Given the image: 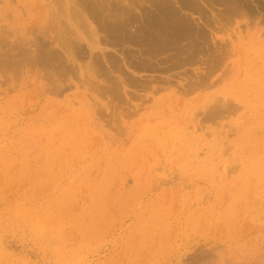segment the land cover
<instances>
[{"label": "rangeland", "instance_id": "obj_1", "mask_svg": "<svg viewBox=\"0 0 264 264\" xmlns=\"http://www.w3.org/2000/svg\"><path fill=\"white\" fill-rule=\"evenodd\" d=\"M41 1L0 0V264H264V0H244L246 8L250 5L245 9L247 15L244 10H239L241 7L238 5V14L233 12L236 7H232V0L225 1L224 5L220 0H212L216 6L208 3V0L207 3L206 0H201L203 3L199 0L198 6L201 5V10L202 6L205 7L208 14L202 13L209 15L206 16L207 20L212 17L214 26L211 21L206 22L204 14L205 19L200 17L202 14L186 13L176 0H164L174 10L179 9V16L185 13L182 18L191 16V20H188L192 21L193 27H205L204 31L208 30L206 32L210 34L208 39H211L209 42L212 46L208 42L207 58L200 56L201 60L197 59L199 63L177 67L179 69L174 68L168 59L164 61L166 56H163V62V57L158 58L161 63L154 59L161 71L157 70L153 74L132 69L131 66L136 63L134 60H140L139 52H135L137 48L132 46H124L125 49L123 45H112L113 48L109 44L102 45L104 52L110 56L99 51L91 53L87 44L81 42L85 43L81 48H87L83 52L89 53V56L85 54L88 59L84 55V59L77 56V59L84 61L81 60L83 65L78 60L79 64L73 63L65 54L66 50L63 51L64 47L61 49L59 46L64 45L68 37L74 34V29L66 21V7L71 9L69 13L73 10L81 20L84 18L88 22V29L97 26L100 31L97 36L106 38H99L103 44V40L106 43L110 36L100 30L97 19L94 17L93 20L96 12L92 13L91 10L116 1L125 7L134 8L130 11L139 20L153 9L147 0H144L145 3L142 0H94L96 5H100L95 9L96 5L90 3L95 7L89 6V11L79 5L88 10L91 0H82L83 5L80 4L81 0L80 3L78 0H59L60 6L64 7L63 13L59 10V2L55 4L56 0ZM249 1L252 3L247 4ZM44 2L47 7L44 5L41 8ZM209 4L214 11L209 9ZM230 4L233 5L229 7ZM142 5L149 11L143 9L141 12ZM226 6L232 10L231 14L228 11L224 13ZM49 8L51 14L48 13ZM60 12L68 24L67 31L62 29L66 27L65 23L62 27L64 18ZM88 13L93 14L90 15L91 19ZM48 14L54 19H46ZM213 14L226 18L219 20L220 17ZM229 17H234V20L231 22ZM48 18H51V22L55 21L51 25L58 28L56 31L44 25L42 27H47L49 31L41 30L42 20L48 21ZM36 19L38 22H35ZM225 20L226 23L222 22ZM93 21L98 24L95 26ZM209 24L212 29L208 27ZM86 26L82 28L85 33ZM35 28L44 36V41L35 34L38 40L33 37V32H37ZM5 31L10 32L11 36ZM42 31H46V35ZM259 32H262L260 36ZM18 34L21 35L22 44ZM110 38L113 39L110 41H114L113 37ZM39 40L43 44L46 42L44 46L41 43V47H44L42 51H38L41 48ZM57 40L60 41L59 45ZM15 41L21 45L25 43V48L15 43L16 49ZM231 43L237 51L228 54L226 49L230 48ZM30 46L33 47V53H30ZM50 46L62 60L65 61L64 57L68 59L66 61L70 60L71 64H64L71 65L73 70L77 67V71L72 72L74 75L68 72L71 74L67 77L66 72L62 74L59 63H55L57 61L49 63L46 60L48 57L43 59L41 54L52 57ZM23 48H30L31 51L27 50L30 55L38 51L36 58L28 56L36 64L33 59L27 60L29 58ZM45 49L48 50L44 52ZM132 49L135 54L131 52ZM20 50L24 51L22 57H27L23 61L18 59L22 58L19 57L23 53ZM221 51H226L220 54L225 55L224 60L221 57L218 64L221 60L222 63L217 66L219 56H216ZM16 53H21L18 58L14 57H17ZM97 54L101 57L98 60ZM127 54L133 59L131 62L128 57H124ZM257 56L260 59H255ZM112 57L122 65L124 73L129 71L128 75L122 72L124 77L146 82L142 83L145 85L138 88L130 84L125 89L121 87L118 92L109 87L113 84L109 85L108 81L116 80L112 76L119 77L113 68L114 64L111 66L109 63ZM37 58L39 60L36 62ZM127 60L133 64L129 66ZM11 61H15V68ZM42 61L45 63L41 67L39 64ZM91 61L99 62V72L104 74L110 69L108 73L111 75L107 72L104 76L97 74L99 72L93 73L98 62L92 68ZM19 62H23L24 66L28 62V66L23 70V64L20 63L21 67L17 70ZM208 63L212 64L213 70ZM53 65H59V73ZM83 72L89 82L92 80L101 88L107 87L104 90L100 88L102 95L97 93L98 85H94L98 88L92 87V81V84L84 83L86 88L82 85L81 81L86 80ZM63 75L70 81L64 79ZM152 75L160 79H151ZM72 76L81 78V81L74 80ZM157 80H160L159 86ZM191 83L199 86L194 87ZM155 84L158 87L155 88ZM149 87L154 92H146ZM135 89L141 96H135ZM105 90L115 92L110 94L106 91V95H103ZM119 92L124 93L125 97L130 95V98L123 99L125 97H120ZM119 98H122L121 103ZM231 99L232 105L228 106ZM226 102L230 109L224 106ZM218 107L224 110L220 108V111Z\"/></svg>", "mask_w": 264, "mask_h": 264}, {"label": "bare ground", "instance_id": "obj_2", "mask_svg": "<svg viewBox=\"0 0 264 264\" xmlns=\"http://www.w3.org/2000/svg\"><path fill=\"white\" fill-rule=\"evenodd\" d=\"M41 1V0H40ZM90 1V0H89ZM92 1H94V0H91V2H89L88 3V10H87V8H85V7H81L80 5H79V0H78V4H77V6L79 5V7L80 8H84L86 11H89V9H90V7L89 6H92L90 3H94L95 5H96V3H95V1L94 2H92ZM98 1V0H97ZM100 1V0H99ZM107 2H108V0H106ZM118 1H120V0H118ZM124 1V0H123ZM123 1H121V2H123ZM129 1V0H128ZM142 1H144V0H142ZM148 2H150V4H151V6L153 7V9H152V11H149V9L147 10V9H144V5H142L143 6V8L141 9L139 6L137 7V8H140V10H141V12L143 11V9L144 10H146V11H149V12H146L145 13V15H146V17L144 18V17H142L141 19L139 18V20L137 19L138 17H135L134 16V14L133 13H131V12H133V11H130V10H133L134 8H130V6L129 7H125L123 4H119V3H116V1H115V3L114 2H112V1H110L109 2V4L107 5V6H102V8H100V7H98L97 8V6L98 5H100V3L98 4V5H96V7H95V5H93L94 7H95V9L96 10H91V12L92 13H94V11L96 12V13H94L95 15L93 16V14L92 13H88L89 14V16L90 15H92L93 16V18L95 17L96 19H97V21L99 22V24H98V22H97V24H98V26L100 25V30L104 33V34H107L108 36H110V37H113L114 38V41H110V40H113V39H111L110 37H109V41L107 40L106 41V43H105V40H103L104 42H103V44L101 43V40L99 39V38H101V37H99V36H97V32L98 33H100V31H98L99 29H97L98 27L96 26L97 24H96V22H94L95 23V28H93V27H91V30L90 29H88V22H85V20H84V18L81 20L80 19V17L77 15V13L74 11L73 12V10H72V12H70L69 13V11L71 10V9H68L67 7H66V9H65V12H64V14H65V17H66V21L70 24V26L74 29V31L72 30V32L74 33V34H72V35H70L69 37H68V39H67V41L64 43V45H62V44H60L59 45V40H57L58 41V45L59 46H61V49H62V47H64L63 48V51H65L66 50V52H65V54H68L67 56H69V58H70V60L71 61H73V63H76L77 62V60L78 61H80L81 62V60H80V58H81V56H82V58L84 59V57H85V59L87 58L88 59V57H86L85 56V54L86 55H88L89 56V53L88 52H86V53H84L83 52V50L84 49H87V48H85L84 46H83V49L81 48V46L83 45V44H87V46L89 47V49L91 50V53H93L94 51H99V52H101V53H103V55H105V53L106 52H104L105 51V48H103L102 47V45H107V44H109V46H110V48H113L114 46H112V45H116V46H118V45H123V47L124 46H132V47H135L134 49H136L135 50V52L137 53V52H139V58H140V60L138 59V62H137V60H134V61H136V63H130L131 62V57H129L128 56V54L127 55H125L124 57H128L129 59H130V62L128 61L129 59L128 58H126V59H128L127 61H128V63L130 64H128L129 66H131V64H133V66H131V67H133L132 69H135V71H139V72H146V73H149V72H154L155 73V71H159L160 69H158V64H157V61L155 62L154 61V59H158V58H162L163 56L165 57V60H164V57H163V59H161V61L163 62V60L164 61H166L167 59L173 64V66H174V68H177V67H183V66H185V67H187L186 65H193V63H196V62H198L197 61V59L198 58H200V56H203V57H205V55L207 54L208 55V44L210 43V45L212 46V44H211V42H209V40L211 41V39H208V37H209V35L210 34H208L207 32H208V30H207V32H206V30L204 31V29H205V27H204V29H203V26H200L201 28H199V27H197V28H195V26L193 27L192 25V21H190L191 20V16L189 17V16H186V17H188L187 18V20H186V17H183L182 18V16L183 15H185V13H182L183 15H181V16H179L180 14H181V12H180V14H177V11L179 10H174L173 9V7L171 8L167 3H165V1L163 2L162 0H147ZM147 1H146V3H147ZM168 1V0H167ZM176 1H178V5L181 7V9H183L184 11H186V13L187 12H189V13H191L192 15H197L198 14V16H200L201 14L203 15H205L206 13H207V10L205 9V7H201V8H203V9H205L206 11H204L203 9L201 10L200 9V6H198L199 5V0L198 1H195L194 2V0H176ZM201 1V0H200ZM204 1V0H203ZM209 2L208 3H213L212 2V0L210 1V0H208ZM213 1H215V0H213ZM219 1V0H218ZM221 1V3L224 5L225 4V1H227V0H220ZM219 1V2H220ZM228 1H231V0H228ZM227 1V2H228ZM234 1V5L232 6L231 4L229 5V7L230 6H232V7H236L237 5L239 6V7H241V9H239V8H234V10L235 11H233V12H235V13H237L238 14V12H236V9H239L240 11L242 10H244V14H245V12L247 11H245V9H248V7L250 6H247V8H246V5H245V3H244V0L242 1V0H232L230 3H232ZM247 1V0H246ZM257 1H263V0H257ZM257 1H256V3H257ZM22 2V1H21ZM32 2V1H31ZM38 2V1H37ZM42 2V1H41ZM53 2H55V1H53ZM58 2H59V0L57 1L56 0V3L55 4H58ZM65 2V1H64ZM77 2V1H76ZM81 2H82V0H81ZM83 2H84V0H83ZM83 2L82 3H80L81 5H83ZM85 2H87V0H85ZM112 2V3H111ZM131 2H136V1H134V0H132ZM215 2H217V0L215 1ZM224 2V3H223ZM250 2V3H249ZM249 2H247V4H251L252 2L251 1H249ZM255 2V1H254ZM71 3V2H70ZM74 3V2H73ZM72 3V4H73ZM102 3V2H101ZM127 3H129V2H127ZM140 3H143V2H140ZM144 3H145V1H144ZM174 3V2H173ZM198 3V4H197ZM201 3H203L202 1H201ZM205 3H207V0H206V2ZM221 3L219 4L220 6H221ZM235 3H236V5H235ZM32 4H33V2H32ZM41 4H43L42 6H41V8L46 4L45 2L44 3H41ZM60 2H59V6H60ZM84 4H86V3H84ZM104 4H106V3H104ZM148 4V3H147ZM169 4H170V2H169ZM216 4H218V3H216ZM229 3H226V5H228ZM25 5H26V3H25ZM57 5V6H58ZM63 5V4H62ZM71 5V4H70ZM101 5H103V4H101ZM176 5V4H175ZM203 5V4H202ZM212 5V4H211ZM215 5V3H213V6ZM254 5V4H253ZM38 6V5H37ZM36 6V7H37ZM67 6V5H66ZM92 6V8H94ZM137 6V5H136ZM145 6H146V4H145ZM172 6V5H171ZM207 6H208V4H207ZM216 6V5H215ZM40 7V6H39ZM45 7H47V5H45ZM62 6H60L59 8V10L62 12V9L64 8V7H62ZM219 7V6H218ZM227 7V6H226ZM231 7V8H232ZM259 7H261V4H260V6H258V8ZM51 8V7H50ZM50 8H49V10H48V13L49 14H51L50 12ZM74 8V7H73ZM145 8H147V7H145ZM149 8V7H148ZM177 8V7H176ZM216 8V7H215ZM214 8V9H215ZM252 8H253V6H252ZM262 8L264 9V4H262ZM52 9V8H51ZM209 9H210V4H209ZM211 9H213V8H211ZM210 9V10H211ZM233 9V8H232ZM256 9V8H255ZM41 10V9H40ZM44 10V9H43ZM42 10V12H44ZM45 10H46V8H45ZM182 10V11H183ZM217 10V9H216ZM225 10H226V8H225ZM224 10V13L225 12H230V14L232 13V10L230 11L229 10V8L227 7V10L225 11ZM239 10H237V11H239ZM250 10H252L251 8H250ZM249 10V11H250ZM23 11V10H22ZM50 11V12H49ZM77 11V10H76ZM83 11V10H82ZM202 11L203 12H206V13H202ZM211 11H214V10H211ZM259 11H260V8H259ZM258 11V12H259ZM24 12V11H23ZM40 12V11H39ZM38 12V13H39ZM59 12V11H58ZM59 13L60 15H62V13ZM81 12V11H80ZM85 12V11H84ZM83 12V13H84ZM135 12H137L136 10H135ZM134 12V13H135ZM179 12V11H178ZM216 12V11H215ZM215 12H213V13H215ZM219 12H221V11H219ZM254 13H252V12H250V13H252L253 15L255 14V11H253ZM258 12H256V13H258ZM56 13H57V11H56ZM144 13V12H143ZM218 13V12H217ZM222 13H223V11H222ZM222 13H219V14H222ZM239 13H241V12H239ZM261 13V12H260ZM44 14V13H43ZM42 14V15H43ZM48 14V16L46 15V19H47V17H51L52 15H49ZM64 14L62 15V17L64 16ZM72 14V15H71ZM84 14H86V13H84ZM200 14V15H199ZM208 14V13H207ZM242 14V13H241ZM251 14V15H252ZM187 15V14H186ZM200 16V17H203V19H205V17L206 16H209V15H205V17H204V15L203 16ZM214 15V14H213ZM226 15V14H225ZM245 15H247V14H245ZM244 15V16H245ZM249 15V14H248ZM11 16V15H10ZM9 16V17H10ZM25 16V15H24ZM27 16V15H26ZM59 16V15H58ZM88 16V15H87ZM214 16H218V14L216 15H214ZM227 16H229V15H227ZM243 16V17H244ZM43 17H44V15H43ZM53 17V16H52ZM51 17V18H52ZM194 17V16H193ZM197 17V16H196ZM216 17L214 18V19H216ZM218 17H220V19L219 20H221V18H226V17H221L220 15L218 16ZM235 17V16H234ZM234 17H232V18H230V21L232 22V20H234ZM251 17V16H250ZM249 17V18H250ZM256 17V16H255ZM17 18V17H16ZM31 18V17H30ZM29 18V19H30ZM33 18V17H32ZM31 18V19H32ZM36 18V17H35ZM51 18H48V21L45 19V21H47V22H45L44 21V19L42 20L45 24L46 23H48L49 24V22H50V24L48 25H45L44 23H42V25H41V30H42V28L43 27H45V26H50V27H52V22L53 23H55V21H52L51 22V20H49V19H51ZM61 18V17H60ZM64 18V17H63ZM87 18V17H86ZM92 17L90 16V19H91ZM95 18L93 19V20H95ZM190 18V20H188ZM237 18V17H236ZM10 19H11V17H10ZM26 19V18H25ZM41 19V18H40ZM52 19H54V18H52ZM199 19V18H198ZM197 18L195 19V20H198ZM209 19V18H208ZM211 19H212V17H211ZM211 19H209V20H207V17H206V22L207 21H211ZM213 19V20H214ZM227 19H228V17H227ZM244 19V18H243ZM246 19H248V16H246ZM255 19V18H254ZM38 19H36L35 20V22L37 21ZM65 20V18L62 20V27L64 26V24L63 23H65V27L66 28H62V29H65V31H67L68 30V28H67V26L66 25H68V24H66V21H64ZM240 20H241V17H240ZM262 20L264 21V19L262 18ZM64 21V22H63ZM81 21H83V22H81ZM194 21V20H193ZM200 21V20H199ZM198 21V24L200 23ZM216 22H218L217 20H215ZM214 21V22H215ZM229 21V22H230ZM32 22V21H31ZM38 22V21H37ZM71 22V23H70ZM93 22H90L91 24L93 23ZM191 22V23H190ZM219 22H221V21H219ZM222 22H224V23H226V20L225 21H222ZM230 22V24H232ZM39 23H40V21H39ZM194 23V22H193ZM224 23H223V25H224ZM262 23V22H261ZM261 23H259V24H261ZM41 24V23H40ZM40 24H39V26H40ZM81 24H83V26H86V24H87V26H86V33L85 32H83L82 31V28H83V26L81 25ZM85 24V25H84ZM192 24V25H191ZM211 24H213V22L211 21ZM220 24V23H219ZM35 25H38V24H35ZM44 25V26H43ZM55 26H57L56 24H54ZM59 25H61V24H59ZM195 25V24H194ZM197 25V24H196ZM199 25H201V24H199ZM198 25V26H199ZM205 25V24H204ZM221 25V24H220ZM219 25V26H220ZM226 25V24H225ZM227 25H228V22H227ZM227 25H226V27H227ZM262 25V24H261ZM22 26V25H21ZM33 28L35 27V26H33V25H31ZM30 26V27H31ZM39 26H37V29L38 30H40V28H39ZM43 26V27H42ZM208 26V25H207ZM212 26V25H211ZM211 26H210V24H209V28L210 29H212L211 28ZM213 26H214V24H213ZM222 26V25H221ZM229 26V25H228ZM233 26V25H232ZM254 26V25H253ZM263 26V25H262ZM32 27H31V29H32ZM69 27V26H68ZM223 27V26H222ZM261 27V26H260ZM53 28H54V31H56L55 29H58L57 27H52V31H53ZM85 28V27H84ZM83 28V29H84ZM230 28H231V26H230ZM252 28V27H251ZM263 28V27H262ZM6 29V28H5ZM28 29V28H27ZM37 29L35 28V31H37ZM45 28H43V30H44ZM46 29H47V27H46ZM45 29V30H46ZM221 29H224V28H221ZM250 29V28H249ZM41 30L39 31V32H41ZM48 30V29H47ZM46 30V31H47ZM71 30V29H70ZM68 31V32H70V34H71V31ZM84 30V31H85ZM218 30V29H217ZM229 30V29H228ZM227 30V31H228ZM242 30H243V28H242ZM27 31H29V29L27 30ZM32 31H34V29H32ZM32 31H31V33H32ZM46 31H42V33H45ZM49 31V30H48ZM47 31V32H48ZM51 31V30H50ZM53 31V32H54ZM65 31H64V33H65ZM80 31H82V32H80ZM88 31V32H87ZM263 31V30H262ZM5 32H7V31H5ZM14 32V31H13ZM13 32H12V35H13ZM19 32V31H18ZM38 31L35 33V32H33V35L35 34L37 37H42V39H43V41H44V36L42 35H40V33H39ZM46 32V33H47ZM68 32H66V33H68ZM220 32V31H219ZM1 33V32H0ZM10 36H11V33L10 32H7ZM28 33V32H27ZM30 32L28 33V34H31ZM46 33H45V35H46ZM56 33H58V32H56ZM226 33V32H225ZM260 33V32H259ZM262 33V32H261ZM261 33L260 34H258L259 36L261 35ZM6 34V33H5ZM54 34V33H53ZM52 34V35H53ZM59 34V33H58ZM208 34V35H207ZM7 35V34H6ZM20 34H18V37H20L19 36ZM32 35V34H31ZM33 36V37H35L36 38V36ZM48 35V34H47ZM62 36H63V34H61ZM67 36H68V34H66ZM224 35H226V34H224ZM264 35V34H263ZM9 36V37H10ZM49 36V35H48ZM57 36V35H56ZM55 36V37H56ZM65 36V35H64ZM102 36H104V35H102ZM107 36V37H108ZM6 37V36H5ZM46 37V36H45ZM53 37V36H52ZM51 37V38H52ZM11 38V37H10ZM65 38V37H64ZM67 38V37H66ZM210 38V37H209ZM3 39H5V38H3ZM18 39V38H17ZM37 39V38H36ZM41 39V38H40ZM55 39H57V37L55 38ZM62 39H63V37H62ZM101 39H106V38H101ZM1 40V39H0ZM19 42L21 43L22 42V38L20 37L19 38ZM24 40V39H23ZM38 40V39H37ZM64 40V39H63ZM247 40V39H246ZM5 41H8V40H6L5 39ZM18 41V40H17ZM43 41H41V43L43 42ZM52 41H54V38L52 39ZM57 41H55V42H57ZM1 42V41H0ZM8 42H10V43H12L11 42V40H9ZM26 42H28V41H26ZM54 42V43H55ZM81 42H85V43H83V44H81ZM108 42V43H107ZM209 42V43H208ZM14 43V47L16 48V49H18L17 47H16V44L18 43V42H13ZM16 43V44H15ZM23 43V42H22ZM21 43V44H22ZM38 43H40V40L38 41ZM41 43H40V47H41ZM46 43V42H45ZM44 43V44H45ZM50 43V42H49ZM110 43H111V45H110ZM229 43V42H228ZM233 43V42H232ZM231 43V45H230V48L228 49H226V50H228V54L229 53H234L235 51H237V49L235 48V45H233V44H235V43H233L232 44ZM19 44V43H18ZM21 44H19L20 46H22V47H24L25 46V43L23 44V45H21ZM34 44V43H33ZM43 44V43H42ZM44 44H43V46H44ZM47 44H48V42H47ZM46 44V45H47ZM81 44V45H80ZM230 44V43H229ZM258 44H260V43H258ZM3 45V44H2ZM35 45V44H34ZM33 45V46H34ZM51 45V44H50ZM226 45V44H225ZM19 46V49H21V47ZM26 46H28L27 45V43H26ZM112 46V47H111ZM210 46V47H211ZM12 47H13V44H12ZM30 47H32V46H30ZM52 46H50V49H49V51L51 50V52H52V50H53V48H51ZM122 47V48H123ZM221 47H223V46H221ZM228 47V46H227ZM25 48V47H24ZM23 48V50L25 51V52H27V50H28V52L29 51H31L32 49H33V47L31 48V50H30V48H26V49H24ZM36 48V47H35ZM42 48V47H41ZM41 48H38V51H42L43 50V48L41 49ZM46 48H47V46H46ZM109 48V47H108ZM108 48H107V50H108ZM117 48H120L121 49V47H117ZM125 48V47H124ZM123 48V49H124ZM217 48V47H216ZM5 49V48H4ZM8 49V48H7ZM12 49H14V48H12ZM16 49H15V51H16ZM40 49V50H39ZM48 49H45L44 50V52L46 51V50H48ZM116 49V48H115ZM126 49V48H125ZM124 49V50H125ZM134 49H132L131 50V52L132 53H134ZM211 49V48H210ZM213 49V48H212ZM223 49V48H222ZM9 50V49H8ZM37 50V49H36ZM35 50V51H36ZM56 50H59V49H56ZM106 50V51H107ZM122 50V49H121ZM121 50H119L120 52H121ZM128 50V49H127ZM127 50H125V51H127ZM219 50V49H218ZM229 50H230V52H229ZM24 51H19V52H23L22 54L21 53H19V54H21V56H19V54H17V57L16 56H14L15 58H18V56L19 57H22L23 56V54H24ZM37 51V52H38ZM60 51V50H59ZM117 51V50H116ZM115 51V52H116ZM125 51H122V52H124L123 54H125ZM210 51V50H209ZM212 51V50H211ZM9 52V51H8ZM27 52V53H28ZM34 52V50H32V52H30V53H33ZM36 52V53H37ZM54 52H56V51H54L53 50V55H52V53H51V56L53 57V59H52V61L50 60V58H52V57H50V56H48L49 54H41V55H43L42 57H43V59H45V57H48V59L46 58V60L48 61L49 60V63H52V62H55V61H57V62H55V63H59V65L61 66L60 67V69H62V74L63 73H65L66 72V74L68 73V72H73V73H75L74 71H77L76 70V68H75V70H73V67H71V65H70V67L72 68H70L69 66H67L66 64L67 63H69L70 62V60H69V62L68 61H66V60H68L67 58H65L64 57V59H65V61L64 60H62V58L60 57V55L59 54H56V53H58V52H56V53H54ZM118 52V51H117ZM116 52V53H117ZM128 52H130V51H128ZM127 52V53H128ZM223 51H221L220 53H218V55L216 56V57H218V59L219 60H217V66L220 64V63H222V60H224V56H222V55H220L221 53H222ZM224 52H226V51H224ZM223 52V53H224ZM25 54L27 57L29 56H31L29 53V55L28 54ZM36 53H34V55H36ZM42 53V52H41ZM46 53H49L48 51L46 52ZM61 53V52H60ZM88 53V54H87ZM211 53V52H210ZM212 53H213V51H212ZM2 54V53H1ZM8 54V53H7ZM15 54V55H16ZM99 55H100V53H98ZM97 54V60H98V57L99 58H101L99 55ZM107 54H109L108 52L106 53V55ZM122 54V53H121ZM130 54V53H129ZM135 54V53H134ZM227 54V53H226ZM6 55V54H5ZM34 55H32V57L34 58H36L38 55H36V56H34ZM83 55H84V57H83ZM94 55H96V53L94 54ZM110 55V54H109ZM108 55V56H109ZM131 55V54H130ZM206 55V56H207ZM215 55V54H214ZM213 55V56H214ZM10 56V55H9ZM80 56V58L79 59H77L78 57ZM108 56H105V58L107 57L108 58ZM111 56V55H110ZM109 56V57H110ZM113 56V55H112ZM117 56V55H116ZM115 55H114V57H116ZM118 56H119V54H118ZM118 56L116 57L117 58V60H119L118 59ZM210 56V55H209ZM3 57V56H2ZM1 57V58H2ZM14 57H12V59L14 58ZM27 57H25V58H27ZM28 57V58H29ZM41 57V56H40ZM50 57V58H49ZM63 57V56H62ZM95 57V58H96ZM122 57V56H121ZM208 57V56H207ZM207 57H205V58H207ZM216 57H215V59H216ZM223 59H222V58ZM4 58V57H3ZM5 58H6V56H5ZM10 58V57H9ZM25 58H18V59H20L21 61H23V59H25ZM33 58H31V60L33 59ZM91 58H93V56L91 57ZM116 58L115 59H113V57L111 58L112 60H113V62H112V60L109 62L110 63V65L112 66L113 64V68H115L116 69V71L115 72H117V74L119 75V77H115V76H112L114 79H116L115 80V82H113L112 80L110 81H108V82H106V84L108 83L109 85L112 83L113 85H110L109 87H112L115 91H119V89L122 87V89L124 88H126L127 86H129L130 84L132 85V86H135V87H142V86H144L145 84H142V83H146V82H142V83H140V82H138V81H136V80H134V78H133V80H131L132 78L131 77H129L128 78V76L127 77H124V75H122V72L124 73V71H122V65H124V64H122V61L121 60H119V62H121V64L122 65H120V64H118L119 62H117V60H116ZM138 58V57H137ZM136 58V59H137ZM211 58V57H210ZM210 58H208V59H210ZM220 58L222 59L221 60V62L218 64V61H220ZM258 58V56L255 58V59H257ZM6 59H8V58H6ZM18 59H15V60H18ZM103 59V58H102ZM121 59V58H120ZM123 59V58H122ZM208 59L206 60L207 62H208ZM215 59H213V60H215ZM258 59H260V58H258ZM19 60V61H20ZM27 60H30V58L29 59H27ZM30 60V61H31ZM34 60V59H33ZM39 60V58H37V60H36V62ZM40 60H42V59H40ZM45 60V61H46ZM53 60H55V61H53ZM94 60V59H93ZM99 60H101V59H99ZM104 60V59H103ZM107 60V59H106ZM124 60V59H123ZM133 60V59H132ZM159 60V59H158ZM199 60V59H198ZM200 60H201V58H200ZM199 60V61H200ZM212 60V59H211ZM9 61V60H8ZM25 62L24 63H26V60H24ZM127 61H125L126 62V65H127ZM160 61V60H159ZM161 61H160V63H161ZM204 61V60H203ZM210 61V60H209ZM216 61V60H215ZM13 64L15 63V61L13 62V61H11ZM11 62H10V64H11ZM16 62H18V61H16ZM29 62V61H28ZM28 62H27V64H28ZM40 62V61H39ZM39 62H38V64H39ZM65 62H67L66 64H64ZM82 62H84L83 60H82ZM81 62V65H83L84 63H82ZM85 62H87V60L85 61ZM93 61H91L90 63H92ZM96 62V61H95ZM95 62H93L92 63V68H94V67H96L97 69H93L94 71H93V73H97V72H99L98 71V65H100L99 64V62H98V64H96L94 67H93V64H95ZM96 62V63H97ZM103 62V61H102ZM108 62V61H107ZM111 62H112V64H111ZM133 62V61H132ZM207 62H205L204 61V63L207 65ZM226 62V61H225ZM20 63L21 62H19V66L17 67V70H18V68L19 67H21V65H20ZM30 63V62H29ZM32 63V62H31ZM33 63L34 64H36L35 63V60L33 61ZM33 63H32V65H33ZM43 63H45V62H43L42 61V63H40L39 65L41 66V64H43ZM72 63V64H73ZM105 63V62H104ZM104 63H102L103 64V66H104ZM199 63V62H198ZM213 63H215L216 64V62H213ZM4 64V63H3ZM2 64V65H3ZM6 64V63H5ZM12 64V65H13ZM21 64H23V62L21 63ZM25 65L24 66V64H23V70L25 69V67L26 66H28V65ZM54 64V63H53ZM69 64H71V63H69ZM77 64H79L78 62H77ZM102 64H101V66H102ZM163 65H164V63H162ZM166 64V63H165ZM167 64H169V63H167ZM209 64V63H208ZM1 65V66H2ZM11 65V66H12ZM31 64H29V66L31 67L32 66ZM48 65V64H47ZM50 65V64H49ZM59 65L58 66H54L53 65V67L55 68L54 70H56L57 71V69L59 68ZM86 66H87V63L85 64ZM90 65V64H89ZM170 65V64H169ZM210 65V68H211V65L212 64H209ZM208 65V66H209ZM231 65V64H230ZM14 66V68L17 66V65H13ZM36 66V65H35ZM110 66V67H111ZM171 66V65H170ZM7 68H8V66H6ZM33 67V66H32ZM39 67V66H38ZM42 67V66H41ZM44 67V66H43ZM51 67L52 66H50L49 68H50V70H51ZM69 67V68H68ZM100 67V66H99ZM124 67V69H126L125 68V66H123ZM162 67V66H161ZM213 67V66H212ZM223 66H221V68H222ZM235 67V66H234ZM1 68V67H0ZM36 68V67H35ZM81 68V67H80ZM79 68V69H80ZM104 68V67H103ZM112 68V67H111ZM129 68V67H128ZM160 68V67H159ZM165 68H168V67H166L165 66ZM209 68V67H208ZM209 68V69H210ZM216 68V65H214V69ZM12 69V68H11ZM39 69H40V67H39ZM83 69V68H82ZM88 68H86V69H84L85 70V72H86V70H87ZM100 69V68H99ZM123 69V70H124ZM162 69H163V67H162ZM173 69V68H172ZM177 69H179V68H177ZM181 69V68H180ZM185 70H187L186 68H184ZM195 69V68H194ZM206 69H207V67H206ZM212 70H213V68H211ZM20 70H21V68H20ZM34 70V69H33ZM47 70H48V68H47ZM107 70H108V66H107ZM110 70V69H109ZM108 70V71H109ZM169 70V69H168ZM171 70V69H170ZM217 70H219V69H217ZM216 70V71H217ZM226 70H227V68H226ZM55 71V72H56ZM83 71V70H82ZM96 71V72H95ZM101 71H104V70H101ZM105 71H106V66H105ZM108 71H106L107 73H108ZM127 71V70H126ZM161 71V70H160ZM167 71V70H166ZM220 71V70H219ZM5 72V71H4ZM23 72V71H22ZM43 72V71H42ZM54 72V73H55ZM58 73H59V71H57ZM56 72V73H57ZM60 72V73H61ZM80 72V71H79ZM106 72H104V74H102V72H99V73H97V74H101L102 76H104L105 74H106ZM110 72V71H109ZM113 72H114V70H113ZM129 72V71H128ZM128 72H127V74L126 73H124L125 75H128ZM131 72V71H130ZM136 72V73H137ZM186 72V71H185ZM191 72V71H190ZM210 72V71H209ZM214 72V71H213ZM53 73V74H54ZM57 73V74H58ZM71 73H69V74H67V77H68V75H70ZM72 73V75H74ZM134 73V72H133ZM157 73V72H156ZM214 73H216V72H214ZM18 74V73H17ZM33 74V73H32ZM46 74V73H45ZM56 74V75H57ZM87 74V73H86ZM91 74V73H90ZM96 74V75H97ZM109 74V73H108ZM153 74V73H152ZM180 74V73H179ZM182 74V73H181ZM184 74V73H183ZM189 74V73H188ZM228 74H230V73H228ZM237 74V73H236ZM20 75H21V72H20ZM47 75V74H46ZM59 76H60V74H58ZM65 75V74H64ZM62 76V77H65V76ZM83 75L85 76V74H84V72H83ZM82 75V76H83ZM99 75H97V76H99ZM109 75H111V74H109ZM109 75H107V77L109 78ZM130 76L132 75V73H130L129 74ZM146 75V74H145ZM210 75H212L211 73H210ZM235 75V74H234ZM18 76V75H17ZM52 75H50V77H51ZM54 76V75H53ZM79 76H80V74H79ZM83 76V77H84ZM139 76V75H138ZM150 76V75H149ZM175 76V75H174ZM177 76V75H176ZM195 76V75H194ZM208 76V75H207ZM213 76V75H212ZM211 76V77H212ZM19 77V76H18ZM47 77H48V75H47ZM58 77V76H57ZM61 77V76H60ZM59 77V78H60ZM67 77H65L64 79H68ZM73 77V76H72ZM76 77H78V76H76ZM89 77H90V75H89ZM100 77V76H99ZM98 77V78H99ZM106 76H105V79H108ZM112 77H110L111 79H112ZM147 77V76H146ZM200 77V76H199ZM223 77V76H222ZM33 78V77H32ZM154 78V80H156V79H160V77L159 78H157V77H155L154 75H152V78L151 79H153ZM156 78V79H155ZM194 78V77H193ZM196 78V77H195ZM205 78V77H204ZM226 78V77H225ZM73 79L74 80H76V79H78L79 80V82L81 81L79 78H76L75 79V77H73ZM86 79V80H85ZM101 79H102V77H101ZM113 79V80H114ZM135 79H140V78H135ZM150 79V78H149ZM151 79H150V81H151ZM162 79V78H161ZM179 79V78H178ZM209 78H207V80H208ZM6 80V79H5ZM4 80V81H5ZM8 80V79H7ZM58 80V79H57ZM69 80V79H68ZM84 80L85 81H81V82H83V86H85L87 83L89 84L90 82H89V79H87V76H85L84 77ZM104 80V79H103ZM142 80V78L139 80V81H141ZM169 80V79H168ZM181 80V79H180ZM206 80V79H205ZM10 81V80H9ZM53 81H55V80H53ZM62 81V80H61ZM70 81V80H69ZM87 81V82H86ZM106 81V80H105ZM143 81V80H142ZM149 80H148V82H150ZM162 81H164V79L163 80H161V83H162ZM167 81V80H166ZM165 81V82H166ZM7 82V81H6ZM78 82V81H77ZM93 82V85H92V87L95 89L96 87L98 88V84H94V81H92ZM152 82V81H151ZM154 82V81H153ZM157 82H158V86H159V82H160V80L158 81L157 80ZM168 82V81H167ZM197 82V81H196ZM200 82H202V81H200ZM63 83H65V81L63 82ZM84 83H86V84H84ZM96 83V82H95ZM155 83H156V81H155ZM169 83H171V82H169ZM193 83H195V81H193ZM199 83V82H198ZM43 84V83H42ZM87 84V85H88ZM90 84H92V83H90ZM101 84V83H100ZM128 84V85H127ZM174 84V83H173ZM187 84V83H186ZM192 84V83H191ZM190 84V85H191ZM201 84V83H200ZM61 85V84H60ZM64 85H66V84H64ZM81 85V86H82ZM94 85H98V86H95L94 87ZM104 85V84H103ZM103 85H102V87H103ZM148 85H150V84H148ZM151 85H152V83H151ZM154 85V84H153ZM188 85V84H187ZM202 85H205V84H202ZM90 86V88H91V85H89ZM156 84H155V88H156ZM157 86V87H158ZM171 86V85H170ZM192 86H194L193 84H192ZM195 86H199V85H196L195 84ZM194 86V87H195ZM264 86V85H263ZM87 86H85V88H86ZM148 87V86H147ZM177 87V86H176ZM57 88H58V86H57ZM65 88V87H64ZM63 88V89H64ZM101 87L99 86V89H96L97 91H101V89L102 90H104L105 88L107 89V87H103V88H101ZM131 88V87H130ZM144 88V87H143ZM146 88V87H145ZM161 88V87H160ZM160 88H158V89H160ZM169 88V86L168 87H166V91H167V89ZM174 88H175V85H174ZM188 88V87H187ZM191 88V87H190ZM193 88V87H192ZM200 88V87H199ZM92 89V88H91ZM110 89V91L112 90L111 88H108V90ZM157 89V90H158ZM196 89H197V87H196ZM40 90H41V88H40ZM93 90V89H92ZM95 90V93L97 92ZM108 90H105V92L103 93V95H106L105 93H106V91H108ZM113 90V91H114ZM136 90V91H135ZM133 92H134V94H135V96H136V94H138L139 95V93L137 92V89H135ZM139 90V89H138ZM144 90V89H143ZM147 90V89H146ZM153 91L154 92V90H152L151 89V87H149V89L146 91V92H148V91ZM191 90V89H190ZM190 90H188V91H190ZM56 91V90H55ZM113 91H112V93H113ZM114 91V92H115ZM127 91H129V90H127ZM126 91V92H127ZM140 91V90H139ZM142 91V90H141ZM140 91V92H141ZM145 91V90H144ZM158 91H160V90H158ZM180 91V90H179ZM193 91V90H192ZM62 92V91H61ZM94 92V91H93ZM97 92L98 94H100V95H102L101 93L102 92ZM109 92V91H108ZM107 92V93H108ZM120 92H121V90H120ZM119 92V93H120ZM123 92V91H122ZM47 93V92H46ZM55 93V92H54ZM60 93V92H59ZM110 94H112L111 92H109ZM118 93V94H119ZM131 93H132V89H131ZM155 93H156V90H155ZM154 94V93H153ZM185 94V93H184ZM183 94V95H184ZM97 95V94H96ZM100 95H99V97H100ZM108 95V94H107ZM121 95V96H120ZM120 97H122L123 98V96L125 97V94L123 93H120ZM123 95V96H122ZM128 95V94H127ZM114 96V95H113ZM115 96H117L116 94H115ZM115 96H114V98H115ZM118 96V97H119ZM129 96V98H130V95H128ZM128 96H126V97H128ZM132 96V95H131ZM139 96H141V95H139ZM110 97H111V95H110ZM126 97L125 98H123V99H125V100H128V99H126ZM138 97V96H137ZM220 97V96H219ZM103 98V97H102ZM122 98L120 99L121 101H120V103L122 102ZM133 98H134V96H133ZM133 98H132V100H133ZM139 98H141V97H139ZM144 98V97H143ZM142 98V99H143ZM183 98V97H182ZM215 98V97H214ZM217 98V97H216ZM221 98V97H220ZM105 99V98H104ZM116 99V98H115ZM82 100H84V99H82ZM103 100V99H102ZM146 100V99H145ZM212 100H214V99H212ZM217 100V99H216ZM215 100V101H216ZM219 100V99H218ZM226 100V99H225ZM229 100V99H228ZM107 101H108V99H107ZM110 101V100H109ZM117 101V100H116ZM180 101V100H179ZM214 101V102H215ZM222 101H224L223 99H222ZM231 101V104H229L228 106H230V105H232V99L230 100ZM105 102V101H104ZM115 102V101H114ZM118 103H119V101H117ZM116 102V103H117ZM124 102V101H123ZM129 102H130V100H129ZM144 102V101H143ZM161 102V101H160ZM219 102V101H218ZM221 102V101H220ZM107 103V102H106ZM209 103H210V101H209ZM217 103V102H216ZM234 103V102H233ZM125 103H123V105H124ZM126 104L128 105L129 103H127L126 102ZM213 104V103H212ZM99 105V104H98ZM116 105V104H115ZM208 105V104H207ZM215 105H217V104H215ZM218 105H219V103H218ZM238 105V104H237ZM119 106V105H118ZM209 106V105H208ZM208 106H206V107H208ZM210 106H211V104H210ZM223 106V105H222ZM225 107L227 106V102H226V104L224 105ZM228 106H227V108H228ZM240 106V105H239ZM214 107V106H213ZM224 107V108H225ZM211 108H212V106H211ZM215 108H216V106H215ZM215 108H213V109H215ZM221 109H223L222 107H220ZM219 107L217 108V109H219L220 111H221V109H220ZM227 108H225V110L227 109ZM238 108V107H237ZM210 109V108H209ZM228 109H230V108H228ZM228 109H227V111H228ZM219 110H214L215 112H218ZM224 110V109H223ZM235 110V109H234ZM239 110V109H238ZM241 110V109H240ZM102 111V110H101ZM206 111H208V110H206ZM212 111V110H211ZM214 111H213V113H214ZM219 111V112H220ZM136 112V111H135ZM224 111H222V113H223ZM235 112V111H234ZM236 112H237V110H236ZM209 113L211 114L212 112H210L209 111ZM226 113V112H225ZM228 113V112H227ZM207 114V113H206ZM210 114H207V115H210ZM215 114V113H214ZM219 114V113H218ZM223 115V114H222ZM217 117L216 118H218V115H216ZM215 117V116H214ZM212 118V117H211ZM220 118V117H219ZM213 119V118H212ZM206 120V119H205ZM204 120V121H205ZM214 120V119H213ZM212 120V121H213ZM208 121V120H207ZM214 123V122H213ZM219 244V243H218ZM208 259H209V257H208ZM230 262H231V260H229ZM229 261H227V263L229 262ZM256 261V260H255ZM254 261V262H255ZM210 262V261H209ZM258 262V261H257ZM226 263V262H225ZM251 263V262H250ZM249 263V264H250ZM259 263V262H258ZM251 264H253V262L251 263ZM256 264V263H255Z\"/></svg>", "mask_w": 264, "mask_h": 264}]
</instances>
